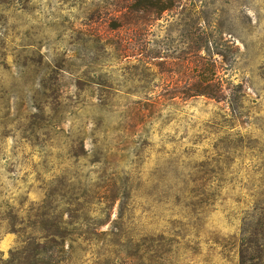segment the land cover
I'll return each instance as SVG.
<instances>
[{
  "label": "rangeland",
  "instance_id": "374dc122",
  "mask_svg": "<svg viewBox=\"0 0 264 264\" xmlns=\"http://www.w3.org/2000/svg\"><path fill=\"white\" fill-rule=\"evenodd\" d=\"M137 1L0 0V264H264V0Z\"/></svg>",
  "mask_w": 264,
  "mask_h": 264
},
{
  "label": "trees",
  "instance_id": "16d2710c",
  "mask_svg": "<svg viewBox=\"0 0 264 264\" xmlns=\"http://www.w3.org/2000/svg\"><path fill=\"white\" fill-rule=\"evenodd\" d=\"M145 1H148V2H151L154 1V0H145ZM140 2L137 1V3ZM168 6L167 5H164L162 6V9H167ZM211 80L212 79H207L205 80L206 82L203 84L202 82H197L195 85L193 84V88L191 89L192 92L190 95H212L209 91H210V83H211ZM44 203V202H43Z\"/></svg>",
  "mask_w": 264,
  "mask_h": 264
}]
</instances>
